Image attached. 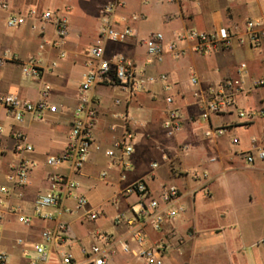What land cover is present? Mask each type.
<instances>
[{"label": "crops", "instance_id": "crops-1", "mask_svg": "<svg viewBox=\"0 0 264 264\" xmlns=\"http://www.w3.org/2000/svg\"><path fill=\"white\" fill-rule=\"evenodd\" d=\"M108 1L0 0V95L37 103L46 84L50 87L48 101L56 108L54 113L44 111L40 119L27 114L21 122H15L0 106L5 150L0 158V186L13 189L7 175L19 156L35 163L27 184L15 187L7 204L30 215L34 198L50 190L49 175L59 174L78 183L73 195L63 197L62 208L47 209L53 214L51 221L34 218L30 226H23L15 215L4 212L0 252L7 255L6 264H29L41 232L52 229L57 221L68 223L75 239L62 247L47 246L49 261L45 264H61L62 253L71 255L73 264H81L85 258L82 249L105 244L100 238L103 235L127 243L133 251L128 227L114 224V218L119 213L128 214L135 198L123 191L139 179H144L154 194L163 184L175 185L181 191L177 204L184 211L176 219L164 221L161 232L149 231L148 244L164 237L168 240L162 264H264V164L244 160L246 153L264 146V117L245 123L236 113L264 109V87L253 86L255 80L264 78V42L250 47L234 41L229 48L197 54L192 51L193 42L178 38L190 30L210 33L220 28L244 37L245 22L264 14V0H121L124 4L116 9L114 24L132 28L135 36L121 44L107 43L106 57L123 55L133 62L140 79L164 74L167 80L146 84L131 101L118 89L95 87L91 94L97 102V120L84 167L74 173L67 164L56 168L45 165L47 156L59 155L66 147L78 88L91 68L86 52L97 40L103 21L101 8ZM2 2L8 12L21 15L31 10L66 13L68 9L63 43L56 45L54 25L38 18L28 19L15 29L6 27L8 12L1 8ZM155 33L162 34L163 56L160 62L147 64L141 40ZM172 43L183 51L178 58L170 51ZM31 58L39 61V78L25 77L21 72L20 63ZM192 77L197 79L194 87L189 83ZM230 78L242 80L235 110L201 119L202 101L195 92L203 93L207 86ZM167 96L173 98L181 113V129L173 138H167L162 128ZM115 99L121 103L116 105ZM216 127L224 128L223 135L205 138L204 133ZM125 128L133 134L134 152L132 166L122 178L121 164L117 158H108L106 151L114 148ZM17 134L32 146L31 153H15ZM182 144L189 146L186 155L177 152ZM119 154L115 150V156ZM210 158L215 162L209 163ZM154 162L158 164L156 169L151 168ZM102 173L106 177L101 178ZM203 173H207L206 179ZM78 196L88 202L84 209L76 208ZM87 210L97 211L99 217L87 221ZM108 264L143 262L115 245Z\"/></svg>", "mask_w": 264, "mask_h": 264}, {"label": "built area", "instance_id": "built-area-1", "mask_svg": "<svg viewBox=\"0 0 264 264\" xmlns=\"http://www.w3.org/2000/svg\"><path fill=\"white\" fill-rule=\"evenodd\" d=\"M124 4L121 0H111L105 3L101 8L102 25L98 32L97 40L87 49V56L90 59V70L86 72L78 88V101L73 113V119L68 134V140L64 151L59 155H49L45 159V165L49 168H56L59 165L67 164L74 173H79L84 167L90 149L93 145V127L97 120V102L93 98L91 91L98 86H108L112 89H118L125 93L126 100H133L136 95L144 90L146 84L157 80L166 82L167 76L164 74L158 77H147L140 79L137 76L136 67L132 61L123 55L115 54L110 57L105 55V45L121 44L135 36V32L130 27L118 28L115 26L113 17L117 8ZM1 8L8 12V6L5 2L1 3ZM65 11L68 12V9ZM67 12H53L45 10L38 13L35 10L29 11L26 15L14 14L8 12L6 18V27L10 29L18 28L26 23L28 19H40L43 23H51L55 28L57 38L56 45H61L67 35L68 16ZM33 29H36L33 27ZM244 37H239L231 29L220 28L210 33L190 30L186 34L178 36L179 41L193 42L192 51L197 54H208L218 48H229L233 42L250 47H258L264 42V14L259 19L248 20L244 24ZM162 34L155 33L148 39L141 40L147 54V64L160 62L163 56ZM44 42V41H43ZM42 48V46H41ZM170 51L174 58H178L183 51L177 49V44L170 45ZM21 72L25 77L39 78V61L35 58L27 62L20 63ZM244 68V65H241ZM191 86L197 85L195 77L190 78ZM253 86L264 87V78L255 80ZM50 87L43 85L37 103L23 101L15 95H0V106L6 109L7 113L15 122H21L25 115L33 114L37 119L42 117L44 111L54 113L56 108L50 105L48 93ZM242 90V80L225 79L216 85H209L203 93L195 92V96L202 101V110L200 117L203 120H209L213 115H222L235 110V96ZM167 108L164 113L162 128L167 138H173L181 129V113L174 106V100L171 96L164 99ZM114 103L119 105L120 99H115ZM238 117L244 119L245 123H251L256 117H264V109L258 111H237ZM225 132L224 128L216 127L209 129L204 133L205 138L214 139L220 137ZM2 127L0 126V158L5 150L2 144ZM18 144L15 145V153L18 155L28 154L33 151L32 146L27 143L26 138L17 134ZM133 134L128 128H125L121 137L115 141L114 148L106 151L108 158L114 160L117 158L122 167V178L124 172L131 168L130 157L134 152L132 144ZM115 150L119 151L118 157L115 156ZM177 152L180 155H186L189 152V146L182 144L178 146ZM164 160L171 163L167 156ZM244 160L248 164L260 162L264 164V146L248 152L244 155ZM209 163L215 162L214 158L208 160ZM35 163L24 158L18 157L17 161L7 175V180L12 188L22 187L27 184L28 176ZM157 163H152L151 168L156 169ZM101 178L106 177L102 173ZM207 173L202 174V178H207ZM50 190L43 194H38L32 203V213L26 215L18 207H10L7 203L12 193L11 187L0 186V234L2 231L1 222L5 211L15 215L18 222L23 226H30L34 218L51 221L53 214L47 212V209L62 208L63 197L73 195L78 188V183L59 174H51L48 177ZM127 196H133L135 201L128 207V214L119 213L114 218V224L128 227V233L135 249L132 251L127 243L113 239L111 236L103 235L101 240L105 244H94L88 249H82L85 258L81 264H108L109 259L114 252V246L119 245L123 253H134L136 257L142 260L143 264H162L163 258L169 248L168 240L164 237L158 241L148 244L150 236L149 231L161 232L163 223L166 220H174L184 211L182 205H178L181 198L180 189L172 184H163L160 186L157 194H154L144 179L136 180L130 183L123 191ZM88 205L83 196L76 197V208L84 209ZM64 212L69 213L67 209ZM87 221H95L99 217L97 211L87 210L85 213ZM74 236L68 223L57 221L52 229H46L40 234V242L34 246V257L30 259L29 264H45L49 261L47 246L58 245L62 247L67 242L74 240ZM18 244L22 241L18 240ZM30 258V257H29ZM61 264H73L71 255L67 253L60 254ZM7 255L0 252V264H6Z\"/></svg>", "mask_w": 264, "mask_h": 264}]
</instances>
